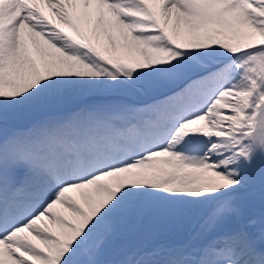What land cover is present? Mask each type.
I'll return each mask as SVG.
<instances>
[{
  "label": "snow or ice",
  "instance_id": "6c2138e0",
  "mask_svg": "<svg viewBox=\"0 0 264 264\" xmlns=\"http://www.w3.org/2000/svg\"><path fill=\"white\" fill-rule=\"evenodd\" d=\"M0 264H264V0H0Z\"/></svg>",
  "mask_w": 264,
  "mask_h": 264
}]
</instances>
